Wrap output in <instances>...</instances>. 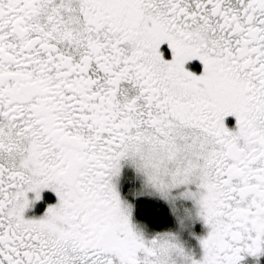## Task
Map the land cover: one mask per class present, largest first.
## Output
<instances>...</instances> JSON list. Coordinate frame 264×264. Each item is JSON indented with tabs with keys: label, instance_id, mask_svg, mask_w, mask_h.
Returning <instances> with one entry per match:
<instances>
[{
	"label": "snow or ice",
	"instance_id": "6c2138e0",
	"mask_svg": "<svg viewBox=\"0 0 264 264\" xmlns=\"http://www.w3.org/2000/svg\"><path fill=\"white\" fill-rule=\"evenodd\" d=\"M262 253L264 0H0V264Z\"/></svg>",
	"mask_w": 264,
	"mask_h": 264
},
{
	"label": "trees",
	"instance_id": "16d2710c",
	"mask_svg": "<svg viewBox=\"0 0 264 264\" xmlns=\"http://www.w3.org/2000/svg\"><path fill=\"white\" fill-rule=\"evenodd\" d=\"M157 203L151 200H139L137 202L136 207V217L137 219H143L147 221L151 226L159 227L161 225V221L158 217L151 214V209L156 206ZM160 208L162 213L166 212L167 206L160 203ZM163 221L167 223H172V217L170 215H164Z\"/></svg>",
	"mask_w": 264,
	"mask_h": 264
},
{
	"label": "flooded vegetation",
	"instance_id": "af4514ba",
	"mask_svg": "<svg viewBox=\"0 0 264 264\" xmlns=\"http://www.w3.org/2000/svg\"><path fill=\"white\" fill-rule=\"evenodd\" d=\"M49 199H54V197L49 196ZM42 207L41 205L37 210H42ZM240 264H264V253L255 258L246 256L244 260L240 261Z\"/></svg>",
	"mask_w": 264,
	"mask_h": 264
},
{
	"label": "rangeland",
	"instance_id": "374dc122",
	"mask_svg": "<svg viewBox=\"0 0 264 264\" xmlns=\"http://www.w3.org/2000/svg\"><path fill=\"white\" fill-rule=\"evenodd\" d=\"M196 228H197V229L199 228V225H198V224L196 225Z\"/></svg>",
	"mask_w": 264,
	"mask_h": 264
}]
</instances>
